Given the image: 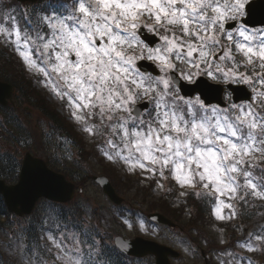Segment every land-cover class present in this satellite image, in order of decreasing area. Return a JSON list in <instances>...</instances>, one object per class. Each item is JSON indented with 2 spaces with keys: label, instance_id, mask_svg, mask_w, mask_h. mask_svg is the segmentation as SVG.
I'll list each match as a JSON object with an SVG mask.
<instances>
[{
  "label": "snow or ice",
  "instance_id": "obj_1",
  "mask_svg": "<svg viewBox=\"0 0 264 264\" xmlns=\"http://www.w3.org/2000/svg\"><path fill=\"white\" fill-rule=\"evenodd\" d=\"M251 14L250 0H60L31 14L0 0V40L66 102L110 163L159 177L158 188L171 176L182 189H198L197 197L214 196L222 221L238 213L221 197L242 206L250 197L264 201V28L248 26ZM146 33L158 42L146 41ZM140 60L160 74H147ZM200 77L246 85L250 102L214 107L181 95L178 80L196 84ZM141 100L148 106L138 108ZM48 240L52 264H112L94 241L65 232ZM240 247L264 252V235ZM25 264L48 262L35 253Z\"/></svg>",
  "mask_w": 264,
  "mask_h": 264
},
{
  "label": "rangeland",
  "instance_id": "obj_2",
  "mask_svg": "<svg viewBox=\"0 0 264 264\" xmlns=\"http://www.w3.org/2000/svg\"><path fill=\"white\" fill-rule=\"evenodd\" d=\"M10 2L18 9H27L29 14L32 13L33 9L39 11L41 6V0L26 6L13 0H10ZM20 27L23 29V21H21ZM2 48L5 49L8 55H13L18 63L20 62V70L23 74H26V77H24L26 79L29 78L31 84L33 81V84H35L33 87L45 94L54 110L56 108V111L63 116L65 121L67 118L69 119L71 110L66 102L59 100L50 90L45 89L38 82V80L43 79L42 77H37L25 71L18 54L8 48L3 40H0V50ZM239 70L244 71V68L241 67ZM19 101L20 96L15 97L14 107H12L13 105L10 106L7 111L0 109V130H6L3 128L7 126L10 127V130L18 128L13 123V120L16 119L23 129L21 134L27 140L26 146L29 151L61 167V172L67 174L68 178L79 189L84 184L82 183L83 178H86L87 183L84 188H81L82 191L80 193H76L77 195L73 201L63 207L42 201L37 205V209L31 217L0 215V264H25V259L34 257L35 253H39L48 264H52V255L46 250L51 247L48 237L49 235L59 236L60 232H65L68 235L75 234L82 241H94L100 245L103 253L111 250L114 238L117 235L126 238L142 236L150 240L154 239L160 243L175 247L182 253V258L174 259L172 261L173 264L203 263L202 252L210 256V264H220L221 259L235 262L237 258L242 257L245 264H248V261H251L252 264L253 259H256V263L253 264L264 263V252H248L240 247L241 242H237L238 237H240V241L246 233L245 229L241 230L238 227L241 219L244 220L242 226L246 225V229L252 230L260 225L259 231L261 235H264V201L250 197L248 205L242 206L238 201H228L227 197H221L226 202L235 205L237 213L240 210L241 212L233 219L226 218L220 221L214 216V196L210 197L206 193L201 192L199 197L195 196L203 200L206 212L199 215L194 211L192 202L187 201L189 196L193 195L192 188H180L171 176L166 180L160 181L164 187L158 188L157 179L159 177L145 179L144 177L148 174H142L139 169L134 174H129L125 170L126 166L123 163H110L101 154V149L98 146L100 141L93 142L90 135L82 131V126L74 123L71 117L69 121L72 122L71 124L74 128L69 133H71L73 142L69 138L54 137L53 130H50L45 123L47 119L41 118L37 112L26 110ZM0 136V142L7 147V143L11 142L9 136L6 139H3V134ZM84 142V147L89 150L88 153L91 155L89 157L85 155L87 151L83 149ZM79 152H81L82 156H79ZM107 165H110V170L116 169L118 176L125 178L130 176L137 181L136 188L127 192L129 198H134L131 201L135 205L130 206L133 211L121 212L117 208L115 210V206L109 201L107 195L102 193L100 187L89 178V176L94 174L103 175L102 166ZM257 174H259L258 171ZM194 190L193 192L197 191L196 189ZM180 192H187L188 195L180 196ZM168 194L175 196L176 201L169 200L171 198H168ZM137 196L139 197L138 199L135 198ZM164 199L168 201H164ZM145 201L147 203H143ZM183 201L186 202L185 207H182V209L180 207L182 211H179L180 213L176 215L182 229H173L172 231L165 226L154 225L148 220L147 214L149 211L163 209V207L166 210H172L183 205ZM171 205L175 207H171ZM229 211V209L225 208L223 209V214L227 217ZM172 212L175 214L176 210ZM0 214H3L1 209ZM60 220H68L67 228L58 224ZM68 224H77L81 229L76 230L73 225L70 226ZM57 225L59 226V231L57 230ZM255 233H258V231ZM32 237L34 242L31 241ZM82 247L85 252L88 251V243L83 244ZM52 252H55V248H52ZM227 252L233 255L231 257L227 256ZM154 263V258L149 257L135 262V264Z\"/></svg>",
  "mask_w": 264,
  "mask_h": 264
},
{
  "label": "water",
  "instance_id": "obj_3",
  "mask_svg": "<svg viewBox=\"0 0 264 264\" xmlns=\"http://www.w3.org/2000/svg\"><path fill=\"white\" fill-rule=\"evenodd\" d=\"M28 1V0H19ZM36 1V0H30ZM255 9H252V13ZM251 16V15H250ZM249 24L253 25L254 22L248 21ZM150 41V39H149ZM156 40H153V42ZM142 69L145 70V63H141ZM180 83L179 81H177ZM184 85H182L183 87ZM14 87L11 84H7L0 81V104L7 106L9 100L12 98ZM188 95L190 92L202 93V98L206 100V103L211 104L212 102H220V93H216L215 97H211L207 91H202L201 84L191 86L187 88ZM195 90V91H193ZM235 97L236 99H242L240 91L236 88ZM192 94V93H191ZM23 165L20 170L19 180L13 185H8L3 179H0V195L5 198L7 208L11 213H16L19 216H26L31 214L35 209V205L39 199L45 198L54 202L66 203L70 201L74 196V184L68 183L65 176L54 172L49 168L47 162L39 157H34L30 152H27L22 161ZM98 182L103 191L107 193L109 198L115 203H121L122 199L118 197L114 192L111 183L105 178H94ZM150 218L159 222L174 225L165 215L163 214H151ZM116 246L120 248L127 255L131 254L136 257L151 255L153 254L157 258V264H171L170 257H178L180 254L174 248H170L165 245H160L154 241H147L143 238H137L135 240L124 239L118 237L116 240Z\"/></svg>",
  "mask_w": 264,
  "mask_h": 264
},
{
  "label": "trees",
  "instance_id": "obj_4",
  "mask_svg": "<svg viewBox=\"0 0 264 264\" xmlns=\"http://www.w3.org/2000/svg\"><path fill=\"white\" fill-rule=\"evenodd\" d=\"M2 49L5 51L4 48ZM4 51L0 52V80L8 83L10 82L15 86V90L20 96L22 104L30 107H38L45 112L49 118H57L55 116L56 112L53 110L52 105L49 104L45 94H42L38 89L33 87L34 85L31 84V80H29V78L26 79V74L21 72L20 62L18 63L13 55L5 57ZM6 109L7 108H3L5 111ZM13 123L18 126V128L15 129L16 131L14 129L10 130L8 126L4 128L6 129V134H4L5 136L3 139L9 136L11 142L7 143V147L0 142V179L3 178L8 183L16 182L18 179V173L22 165L21 157L25 152L24 149H26V145L24 146V144L27 141L24 136L22 137L21 131L23 129L21 125L18 124L16 119L13 120ZM13 167H15V172L12 171ZM180 207L182 209V205H180ZM0 209L3 210V214L0 215H10L3 202H0ZM174 210L176 209L166 210L165 207L162 209V211L171 218L176 216L177 211L174 214L172 212Z\"/></svg>",
  "mask_w": 264,
  "mask_h": 264
},
{
  "label": "flooded vegetation",
  "instance_id": "obj_5",
  "mask_svg": "<svg viewBox=\"0 0 264 264\" xmlns=\"http://www.w3.org/2000/svg\"><path fill=\"white\" fill-rule=\"evenodd\" d=\"M257 1H259V0H250V3H252V2H257ZM261 2L264 4L263 1H261ZM253 6L256 7V9L260 8L261 10L258 12L259 16L256 17V18H254L253 21H252V22H254L255 24H253V25H250L249 23H247V24H248V26H249L250 28H255V29L264 28V6H263L261 3H254ZM245 19H246V17H245ZM149 34H151V33H149ZM151 35H153V34H151ZM155 39H156V42H153V45H155V44L158 42V39H159V38H158V37H155ZM236 59L239 61V60H241L242 58H241L240 55H238V56H236ZM143 61L152 64L151 61H147V60H140V61H137V64L140 63V62H143ZM148 63L145 64V71H146V73L149 74V75H152V76L159 75L160 73H159L158 68L155 67V68H154V72H151L152 70H151V67L149 66ZM152 65H153V64H152ZM153 66H155V65H153ZM200 78H201V77H200ZM200 78H198V80H199ZM202 78L207 79L210 83H211V82L216 83V82L210 80V79L207 78V77H202ZM185 82H186L187 84H189L187 81H185ZM216 84H219V85H221V86L223 87V98H224V100H225V102H226V104H225L224 107H227V106L230 105V104H248V103L250 102L249 99H248V97L251 96V90L248 89L246 85H243V84H231V85H235V86H243V89H242V90H243V92H242V97H243V98L240 99V100H238V101H235V100H234V97H233V93L231 92V90H230V88H229V86H228L227 84H224V83H216ZM203 85H205V84H203ZM180 92H181V95H183V93H182L181 90H180ZM196 96H198V95H194V96H192V98H194V97H196ZM185 98H189V97H185ZM145 102L148 103L147 100H142V101H139L138 104H142V103H145ZM252 103L254 104L255 102L252 101ZM138 104H137V105H138ZM147 106H148V105H147ZM212 106H214V107H218V106L215 105V104H213ZM36 112H37V111H36ZM37 113L39 114V116H40L41 118H43V119H44V118H47L45 115L43 116L40 112H37ZM45 123H46V125H47L48 128H50L51 130H53V136L56 137V136H57V131H58V129L61 128V121L58 120V119H56V120H54L53 122L50 121V125H49V124L47 123V120H46ZM45 123H44V125H45ZM43 130H44V129H43ZM60 136L63 137V138H65V139L68 138V136H67L66 134H63V133H61ZM69 140H70L71 142H73V141H72V138H69ZM73 140H74V139H73ZM115 188H116L117 192L120 193V195H123V193L120 192V191L118 190L117 187H115ZM104 254H105V258H107V257H111L112 264H121V263H122V264H132V263H134V262H139L141 259H145V258L136 259V258H133V257H131V256L127 257L126 255L122 254V253L119 251L118 248H117V249H112V248H111V250L107 251V252L104 253Z\"/></svg>",
  "mask_w": 264,
  "mask_h": 264
},
{
  "label": "bare ground",
  "instance_id": "obj_6",
  "mask_svg": "<svg viewBox=\"0 0 264 264\" xmlns=\"http://www.w3.org/2000/svg\"><path fill=\"white\" fill-rule=\"evenodd\" d=\"M257 223V222H256Z\"/></svg>",
  "mask_w": 264,
  "mask_h": 264
}]
</instances>
